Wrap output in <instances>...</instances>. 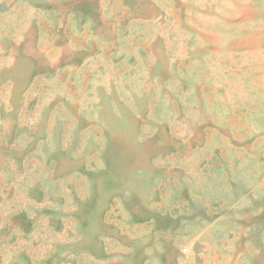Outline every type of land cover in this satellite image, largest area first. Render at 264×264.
Masks as SVG:
<instances>
[{
  "label": "rangeland",
  "instance_id": "374dc122",
  "mask_svg": "<svg viewBox=\"0 0 264 264\" xmlns=\"http://www.w3.org/2000/svg\"><path fill=\"white\" fill-rule=\"evenodd\" d=\"M0 264H264V0H0Z\"/></svg>",
  "mask_w": 264,
  "mask_h": 264
}]
</instances>
